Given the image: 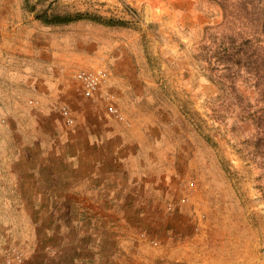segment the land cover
Wrapping results in <instances>:
<instances>
[{
  "label": "rangeland",
  "instance_id": "obj_1",
  "mask_svg": "<svg viewBox=\"0 0 264 264\" xmlns=\"http://www.w3.org/2000/svg\"><path fill=\"white\" fill-rule=\"evenodd\" d=\"M219 20V7L206 0H0L1 46L37 31L53 38L70 63L108 70L92 65L94 57L77 56L86 39L94 48L100 38L96 47L106 51L127 41L141 53L156 99L147 109L157 108L166 123L164 149L143 151L150 180L157 178L163 193L140 206L142 218L128 220L123 212L111 225L132 224L146 245L142 264H264V173L244 144L252 127L215 108L218 87L198 58L204 27ZM12 163L0 156V264H46L44 245L35 249L46 222L35 228V205L9 202L5 192Z\"/></svg>",
  "mask_w": 264,
  "mask_h": 264
},
{
  "label": "crops",
  "instance_id": "obj_2",
  "mask_svg": "<svg viewBox=\"0 0 264 264\" xmlns=\"http://www.w3.org/2000/svg\"><path fill=\"white\" fill-rule=\"evenodd\" d=\"M36 32L14 46L0 45V156L13 162L6 169L9 202L35 205L36 211L48 205L30 215L35 228L46 222L45 240L39 229L35 239V249L44 245L50 254L46 264H142L146 245L132 224L111 225L116 216L126 217L123 212L127 219L142 218L140 206L163 193L157 178L150 180L143 151L164 149L166 123L157 108L147 109L156 99L139 66L141 53L127 41L101 50L98 37L94 48L86 39L77 54L109 68L110 90L124 114L119 119L103 100L86 97L75 80L76 70L93 68L70 63L53 38ZM119 205L127 208L116 210Z\"/></svg>",
  "mask_w": 264,
  "mask_h": 264
},
{
  "label": "trees",
  "instance_id": "obj_3",
  "mask_svg": "<svg viewBox=\"0 0 264 264\" xmlns=\"http://www.w3.org/2000/svg\"><path fill=\"white\" fill-rule=\"evenodd\" d=\"M206 1L219 7L220 20L204 27L201 68L218 87L215 108L252 127L244 144L261 159L264 173V0Z\"/></svg>",
  "mask_w": 264,
  "mask_h": 264
},
{
  "label": "built area",
  "instance_id": "obj_4",
  "mask_svg": "<svg viewBox=\"0 0 264 264\" xmlns=\"http://www.w3.org/2000/svg\"><path fill=\"white\" fill-rule=\"evenodd\" d=\"M110 76V72L106 68H81L74 72V78L79 83L81 91L86 97L103 100L106 103L110 115L123 119L124 114L117 106L115 95L110 90ZM62 113L66 118L67 124L73 125L75 121L69 109L63 108ZM193 184L194 183L191 182L190 186ZM186 198L187 197H183V200H186Z\"/></svg>",
  "mask_w": 264,
  "mask_h": 264
}]
</instances>
